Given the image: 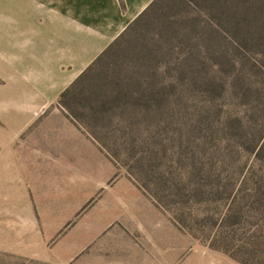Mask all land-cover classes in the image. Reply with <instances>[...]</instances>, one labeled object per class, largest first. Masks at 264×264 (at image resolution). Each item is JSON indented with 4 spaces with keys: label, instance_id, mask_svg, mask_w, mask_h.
Listing matches in <instances>:
<instances>
[{
    "label": "rangeland",
    "instance_id": "rangeland-1",
    "mask_svg": "<svg viewBox=\"0 0 264 264\" xmlns=\"http://www.w3.org/2000/svg\"><path fill=\"white\" fill-rule=\"evenodd\" d=\"M11 75L0 264H264V0H156L34 113Z\"/></svg>",
    "mask_w": 264,
    "mask_h": 264
},
{
    "label": "crops",
    "instance_id": "crops-1",
    "mask_svg": "<svg viewBox=\"0 0 264 264\" xmlns=\"http://www.w3.org/2000/svg\"><path fill=\"white\" fill-rule=\"evenodd\" d=\"M154 1L11 0L5 12L0 3V16L6 18L1 22L17 25L5 45L0 35V71L12 72L11 80L13 73L20 74L18 87H28L25 96L17 95L27 98L11 93L12 102L26 103L22 112L27 113L52 103L53 96L74 84ZM34 80L46 83L34 85ZM32 88L55 92L37 95Z\"/></svg>",
    "mask_w": 264,
    "mask_h": 264
},
{
    "label": "trees",
    "instance_id": "trees-1",
    "mask_svg": "<svg viewBox=\"0 0 264 264\" xmlns=\"http://www.w3.org/2000/svg\"><path fill=\"white\" fill-rule=\"evenodd\" d=\"M154 3H156V1H154V2L148 7V9H146V10H145V11H144V12H143V13H142V14H141V15H140V16H139V17H138V18H137V19H136V20H135V21H134L129 27H128V28H130V27H131L136 21H138L139 18H140V17H141V16H142L147 10H149V9L153 6ZM121 36H122V35H121ZM121 36H120V37H121ZM120 37H119V38H120ZM114 42H115V41H114ZM114 42H113V43H114ZM113 43H112V44H113ZM112 44H111V45H112ZM111 45H110V46H111ZM110 46H109V47H108V48H107V49H106V50H105V51H104V52H103V53H102V54L96 59V61L99 60V58H100L104 53L107 52V50L110 48ZM96 61H94V62L92 63V65H93ZM92 65H90V66L88 67L87 70H89L90 67H91ZM87 70H86V71H87ZM86 71H85V72H86ZM85 72H84V73H85ZM84 73H83V74H84ZM83 74H82V75H83Z\"/></svg>",
    "mask_w": 264,
    "mask_h": 264
}]
</instances>
